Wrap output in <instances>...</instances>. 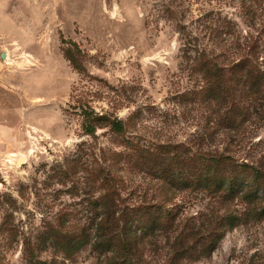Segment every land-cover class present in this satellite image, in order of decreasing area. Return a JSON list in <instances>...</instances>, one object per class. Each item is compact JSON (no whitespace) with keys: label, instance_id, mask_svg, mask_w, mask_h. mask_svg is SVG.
I'll list each match as a JSON object with an SVG mask.
<instances>
[{"label":"rangeland","instance_id":"374dc122","mask_svg":"<svg viewBox=\"0 0 264 264\" xmlns=\"http://www.w3.org/2000/svg\"><path fill=\"white\" fill-rule=\"evenodd\" d=\"M247 3L251 9L242 0H0V264H27L31 249L52 260L46 239L65 211L85 223L93 156L82 144L92 140L83 134L79 105L87 100L99 111L121 105L115 112L122 118L143 106L149 138L204 141L205 148L226 146L240 161H264V120L257 116L239 131L211 138L209 109L187 93L195 79L180 50L183 34L193 33L228 56L250 43L264 55V6ZM69 48L78 67L66 57ZM98 135L109 142L106 129ZM128 177L130 198L157 194L148 175ZM242 187L264 199V186ZM174 204L189 222L208 206L223 210L218 198L189 190ZM263 206L261 200L251 211L236 198V226L211 255L183 264H264ZM175 227L152 237L157 246L146 250L152 260L168 250ZM94 262L90 246L75 261L58 258V264Z\"/></svg>","mask_w":264,"mask_h":264},{"label":"trees","instance_id":"16d2710c","mask_svg":"<svg viewBox=\"0 0 264 264\" xmlns=\"http://www.w3.org/2000/svg\"><path fill=\"white\" fill-rule=\"evenodd\" d=\"M242 1L250 9L253 5L247 1L264 6V0ZM183 35L185 41L180 50L189 75L195 79L193 89L187 93L209 109L206 123L211 138L217 133L228 135L239 131L256 116L263 121L264 55L260 47L250 43L228 56L202 44L193 33ZM66 57L78 67L72 49L66 50ZM79 107L83 134L92 140L82 144L87 145L86 153L93 156L86 170L85 223L63 212L61 222L52 227L46 239L54 250L53 259L43 260L31 249L27 264H58L59 257L72 262L89 246L95 253L94 264L195 261L211 255L226 232L236 226L239 217L231 209L236 198L245 199L251 211L254 210L251 205L264 200L254 190L242 187L264 186V161H240L224 145L205 148L204 141L192 146L149 138L142 131L145 109L140 105L125 118L115 112L121 105H113V111H99L87 100ZM99 128L109 132V142L98 141ZM140 173L157 184V194L150 199L147 193L138 198H130L132 193L125 194L128 176ZM187 190L218 198L223 210L208 206L207 212H198V221L189 222V218L174 211V201ZM262 208L256 214H261ZM175 224L173 239L167 242L168 250L161 258L152 260L146 252L157 246L152 237Z\"/></svg>","mask_w":264,"mask_h":264},{"label":"water","instance_id":"95a60500","mask_svg":"<svg viewBox=\"0 0 264 264\" xmlns=\"http://www.w3.org/2000/svg\"><path fill=\"white\" fill-rule=\"evenodd\" d=\"M7 53H8V51H4L3 53H2V58L4 59V60H10V59H8L9 57H8V55H7Z\"/></svg>","mask_w":264,"mask_h":264},{"label":"bare ground","instance_id":"6f19581e","mask_svg":"<svg viewBox=\"0 0 264 264\" xmlns=\"http://www.w3.org/2000/svg\"><path fill=\"white\" fill-rule=\"evenodd\" d=\"M7 55H8V57H9V53H7ZM9 59V58H8ZM24 160V158L22 157V158H20V162H22Z\"/></svg>","mask_w":264,"mask_h":264},{"label":"crops","instance_id":"0c3cea01","mask_svg":"<svg viewBox=\"0 0 264 264\" xmlns=\"http://www.w3.org/2000/svg\"><path fill=\"white\" fill-rule=\"evenodd\" d=\"M9 53V52H8ZM9 59H11L10 53H9Z\"/></svg>","mask_w":264,"mask_h":264}]
</instances>
